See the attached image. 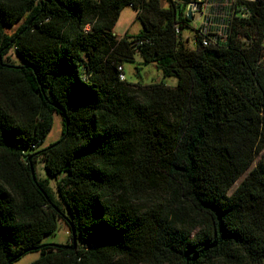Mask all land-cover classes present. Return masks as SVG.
Here are the masks:
<instances>
[{
    "label": "trees",
    "instance_id": "1",
    "mask_svg": "<svg viewBox=\"0 0 264 264\" xmlns=\"http://www.w3.org/2000/svg\"><path fill=\"white\" fill-rule=\"evenodd\" d=\"M238 5L189 49L179 0H0V264H264V0ZM135 54L176 85L120 81ZM59 219L71 244H45Z\"/></svg>",
    "mask_w": 264,
    "mask_h": 264
},
{
    "label": "rangeland",
    "instance_id": "2",
    "mask_svg": "<svg viewBox=\"0 0 264 264\" xmlns=\"http://www.w3.org/2000/svg\"><path fill=\"white\" fill-rule=\"evenodd\" d=\"M21 24L19 22L17 25H15L11 29H7L6 33L8 35H11L16 28ZM142 30V26L140 22L137 19L136 12L127 7L125 8L121 14L120 17L113 28V34L117 35L118 37H123L125 35L129 37H134L137 34H139ZM182 36L183 39H186L187 37L189 38V41L187 42V47L189 49H194L195 45L193 42V31L190 29H184L182 30ZM8 58L10 62L16 63V64H21V61L16 59L14 56V53L12 50L9 51L8 53ZM132 63H126L124 64V75L126 78V81L130 84H140V85H150L153 83H159L161 81H164V83L168 86H175L176 85V80L172 78H166L163 79L162 74L160 71H158L154 66L149 65V66H144L142 65V60L138 54L134 55ZM62 134V120L59 115H54V123L51 132L47 136L46 140L42 145L37 147V149L33 151H28V153H34V152H39L46 147H48L50 144L58 141L61 137ZM254 166V164H253ZM34 175L37 178L38 181H44L47 183L51 194L54 196L55 199H58L56 193V185L55 181L50 179L47 174L44 171L42 161L40 158L36 159L34 162ZM240 181H238L233 188L231 189V192L236 188ZM45 244H55V245H66V244H71V240L69 237V231L67 224L64 222L63 219L58 220V226L57 229L55 230V233L53 235L47 236L44 239ZM39 257V254L34 251V252H29L13 262L12 264H30L37 260Z\"/></svg>",
    "mask_w": 264,
    "mask_h": 264
},
{
    "label": "built area",
    "instance_id": "3",
    "mask_svg": "<svg viewBox=\"0 0 264 264\" xmlns=\"http://www.w3.org/2000/svg\"><path fill=\"white\" fill-rule=\"evenodd\" d=\"M179 3L180 0H179ZM185 14L191 12L190 26L193 35H197L203 47H210L223 43L229 33L231 22L235 16L247 19L249 13L245 7L238 5V0H186ZM176 34H180L178 25H175ZM187 42L189 38L187 37ZM264 47V29L262 30ZM195 44V39L193 38ZM261 64L264 66V50ZM120 81H125L123 66L118 67Z\"/></svg>",
    "mask_w": 264,
    "mask_h": 264
},
{
    "label": "water",
    "instance_id": "4",
    "mask_svg": "<svg viewBox=\"0 0 264 264\" xmlns=\"http://www.w3.org/2000/svg\"><path fill=\"white\" fill-rule=\"evenodd\" d=\"M180 2L181 3H185L186 0H180ZM187 17H188V20H191V12H190V10L187 11ZM32 175H33V172H32ZM73 239H74V243H75V238L73 237ZM59 247L65 248L64 246H59Z\"/></svg>",
    "mask_w": 264,
    "mask_h": 264
},
{
    "label": "crops",
    "instance_id": "5",
    "mask_svg": "<svg viewBox=\"0 0 264 264\" xmlns=\"http://www.w3.org/2000/svg\"><path fill=\"white\" fill-rule=\"evenodd\" d=\"M117 36V35H116ZM118 37V36H117ZM118 38H121V37H118ZM123 70H124V67H123Z\"/></svg>",
    "mask_w": 264,
    "mask_h": 264
}]
</instances>
